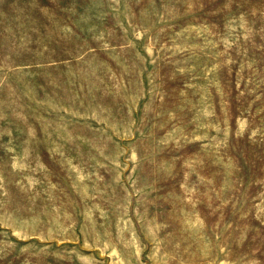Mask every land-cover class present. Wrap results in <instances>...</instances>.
<instances>
[{
  "label": "rangeland",
  "instance_id": "rangeland-1",
  "mask_svg": "<svg viewBox=\"0 0 264 264\" xmlns=\"http://www.w3.org/2000/svg\"><path fill=\"white\" fill-rule=\"evenodd\" d=\"M0 264H264V0H0Z\"/></svg>",
  "mask_w": 264,
  "mask_h": 264
}]
</instances>
